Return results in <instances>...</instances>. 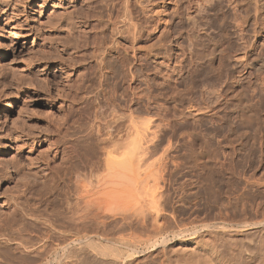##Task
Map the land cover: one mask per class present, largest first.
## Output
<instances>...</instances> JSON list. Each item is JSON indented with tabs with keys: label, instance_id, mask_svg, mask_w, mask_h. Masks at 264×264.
Wrapping results in <instances>:
<instances>
[{
	"label": "rangeland",
	"instance_id": "1",
	"mask_svg": "<svg viewBox=\"0 0 264 264\" xmlns=\"http://www.w3.org/2000/svg\"><path fill=\"white\" fill-rule=\"evenodd\" d=\"M145 1H138L140 3L138 5L137 1L133 0L135 2L134 11H140L145 6L143 8L144 11L149 9L147 10L148 12H144L145 14H143L141 9V15L135 11L137 20L144 19L140 20L139 24L143 25V33L146 35L143 34V38H140L137 43V45L143 46L142 48L139 47V58L143 57V53V59L145 60H141L144 64L137 61L138 64L136 66L140 70V76H138L139 80L137 79L138 81L134 83L127 77L123 78L126 69L120 68L123 74H121L120 70L115 71L116 66L117 69L119 68L116 65L119 64L117 61L119 62L123 58L121 50L113 49L110 52V55L113 56L110 57H114L111 60L114 64L111 62L112 65L111 63L105 64L106 67L104 65L105 58L103 57L106 55H104V51L109 47L112 48L110 44H113V42H118L120 45L125 42L129 44L125 37H117L113 32L114 21L111 16L114 2L112 0L74 1V4L78 5L76 7L79 10L81 9L79 11V16L83 15L80 17L81 21L85 25H89L91 31L97 37L99 36L96 38L98 42L96 41L97 43L94 44L90 42V45H85L84 40H81L77 35L73 36V38L68 35L69 28L66 23L67 20L71 21L70 18L72 21L74 18L76 19L75 13L70 15V13L62 12L56 17V8L57 10L62 9L59 8L60 6L55 5V9L52 11L53 2L48 0L44 6L46 14L44 13L43 16L37 14L33 17L29 13V9L35 8L36 11L38 0H19L23 6L25 5L20 17H28L26 19L27 24L24 25L27 36L18 39L15 45L17 51L21 45L25 46L22 56L15 59L12 53L8 55L10 61L14 59L10 63L7 60L10 66V76L8 77L11 85L10 91L13 90V93L18 92L15 88V83L20 79H24L28 83H24L23 90L18 95L21 98L19 101H22L21 103L16 102V98H12L14 103L12 102L13 105L7 114V119H4L6 110L0 104V117L1 120H5L4 124H0L2 128H0V131H4V133L8 131L6 135H9L8 142L10 143L9 147L4 148V151L0 154V158L3 155V160L0 159V244H2L0 245V250L2 251L5 247L6 249L9 247L6 250H9L7 252L8 257L11 255L9 253L17 255L16 253L22 254V251L27 253L29 250L28 246H25L24 250L21 248V252L17 249L15 250V242L12 241V238L16 235L14 228L17 227L21 232L29 231V233L26 232L25 234L23 232L25 236L32 233L30 237L29 235L25 237L29 240H26V245L34 243L33 239L35 237L37 239V236L39 237L38 239L41 238L40 240H42L38 241L37 239L36 241L34 239L36 241L35 244H37H34L36 251L33 257L41 255L40 258L30 260L29 263L67 264L66 262L58 261L55 255L57 251H62L61 247L65 243L63 241L64 238L59 236V229L64 230L65 227L67 229L74 223L83 225L81 220L84 215H81L85 214L86 211L81 214L80 212L83 211L82 209H87V207L84 208V205L88 196L90 199V196H93L100 188L98 182L102 181L97 182V179L100 180V177L103 179L107 173H104L107 155L105 150L108 152L105 147L109 141L111 142L110 139L117 140L119 137L124 139L125 135H128L131 131L128 128L131 124V117L137 125L139 123L138 127L141 132H144V134L149 133L148 135H151L152 132V136H149V138H153V141L150 143L157 145L160 151L154 154L157 161L161 159L159 156L163 152L162 149L170 148H168V156L170 155V157L167 156L169 163L167 162V170L164 172L165 180L163 178H160L163 180H157H159V183L163 181L160 184L158 183V187H164L160 188L161 192L164 191L167 197L178 199L177 201V199L173 198L174 204L176 203L173 207L175 208L173 209L176 212L175 214L178 213L179 215V211L183 210L186 222L190 221L189 225L192 223L202 225L222 222V224L227 223L225 225L230 226L235 225V223L240 225L243 223L245 230L234 235L239 240L238 243L249 239H259L258 236L260 238L264 237V70H259L251 64V62L257 61L258 58L264 57V0H193V3L189 4L191 5L189 9L187 0H179V2L177 0V7L175 0H154L155 2L147 0L149 3L152 2L150 5L147 4L148 2L145 3ZM184 1H186V4ZM179 5L182 6L180 7ZM11 10V6L8 5L0 14L2 24L7 18L6 14H10ZM50 10L52 13H50ZM180 10L182 11L180 12ZM87 13L91 15L89 14L88 16ZM48 15L51 16L47 18ZM144 15L146 16L144 17ZM192 15L196 17L195 21L197 19V23L195 22L194 25L192 24V21H194ZM151 16L154 18H150ZM11 18L13 22L18 19L12 15ZM75 19L73 25L75 24ZM154 20L158 21L157 24L159 25ZM145 21L147 22L146 24H144ZM149 22H151V25H149ZM154 23L157 27L156 25L154 26ZM198 23L204 26L203 29L200 25L197 26ZM153 26L154 29L156 28L155 30ZM149 27L153 32L150 29H146ZM147 30L151 33H148ZM166 30L169 32H166ZM161 31L164 32L161 33ZM159 39L162 44L167 43L163 44L164 48H160L159 44L161 41L159 42ZM22 42L24 43L22 44ZM151 44L152 47L146 48L149 45L151 46ZM153 45H155L154 50ZM157 47L160 49L156 50L155 48ZM149 50L152 52H149ZM162 50L163 52L159 53ZM192 50L193 53L190 52ZM244 50H246V54ZM166 52L170 56L166 54L164 56L163 53ZM223 53H227V55ZM242 53L249 58H245ZM180 54L181 56H179ZM234 56H239L238 58L241 61L240 59L237 61ZM83 58H85V61ZM161 58L165 62L168 61L167 64ZM30 60H34V62L31 61L32 63H30ZM179 60H182V62L180 61L181 64L178 63ZM148 63L149 66L147 67ZM46 66L47 68H45ZM83 67L87 70H83ZM139 67H142L144 71ZM110 68H113V70H110ZM118 71L121 77H119ZM56 74H63L62 78ZM12 84L14 87H12ZM104 90H106L105 92L112 91L111 93H114L112 94L114 97L113 103H116L114 106L112 104V107L116 106L115 112H111V109L108 110L111 106L109 104V106L106 105L105 101L102 99L100 101L102 91L105 93ZM13 93L11 91L10 94L18 98L16 96L17 93ZM22 97L25 100H22ZM140 98L141 100H138ZM143 99L145 100L143 101ZM118 105L119 107H117ZM201 106L204 108L202 112H197L194 109L197 107L202 109ZM110 129L114 131L112 132ZM155 129L157 131L156 134ZM109 133L112 135L110 136ZM123 139L117 141H128L127 138ZM203 140L207 141L204 142ZM102 143L105 144L102 145ZM112 143H108L107 148L114 145L117 146V143ZM190 149L194 151L193 154L189 153V151L192 152ZM194 154H197V157L202 159H198ZM155 157H152L154 159L151 158L149 161L153 160L152 162H156ZM103 158L104 162L102 161ZM103 164L104 168L102 167ZM96 177L98 178L96 179ZM153 179L155 180V178ZM149 181H152L151 178H149ZM165 181L166 185H162ZM154 183V181L153 183L151 182V185ZM81 185L85 186L87 191L83 190ZM88 188L90 190L92 188L93 193L92 191L89 192ZM81 190L86 192L79 194ZM164 192L163 195L165 194ZM85 197H87L86 200H84ZM76 201L77 203H75ZM80 203L82 204L80 205ZM77 204L80 206L78 207ZM176 205L177 207H175ZM82 206L83 208L81 209ZM77 207L81 211L77 210ZM178 209L179 211H177ZM32 212L35 214L33 215ZM77 212L80 217H77ZM5 222L6 224H4ZM31 222L33 223L31 224ZM87 222L89 224L91 221ZM18 223L25 227L18 226ZM9 224L12 226H9ZM10 227L13 228L14 231L12 228L11 231L15 232V235L9 231ZM22 227L23 229H21ZM87 227H82V229L87 230L82 231L81 229L80 236H91L103 240V238L108 236L124 238L128 234V232L125 231L126 234L123 231V233L117 227H112L111 225L99 227L97 230L95 229L96 226L91 228V225L89 229ZM1 229L3 234L7 231L5 232L6 234L8 233L10 236L13 234V236L10 238L6 234V236L3 235ZM70 230H67L68 234L70 232L74 234L72 231L76 232V229ZM249 230L250 232H248ZM247 232L248 234H246ZM206 233L207 231L203 233L202 239L208 235V238L210 237V234ZM47 234L49 237L46 236ZM41 235L43 239L40 237ZM239 237L244 240L242 239V241ZM30 238H32V242H30ZM235 238L234 240L237 242L238 240ZM38 243L40 244L39 246L42 245L40 250L37 248ZM40 251L42 253L39 254ZM2 252L0 255L6 254L4 250ZM3 256L5 255H2L1 258ZM11 256L16 259L20 255L18 257ZM5 257L0 260V263L5 262Z\"/></svg>",
	"mask_w": 264,
	"mask_h": 264
},
{
	"label": "bare ground",
	"instance_id": "2",
	"mask_svg": "<svg viewBox=\"0 0 264 264\" xmlns=\"http://www.w3.org/2000/svg\"><path fill=\"white\" fill-rule=\"evenodd\" d=\"M74 1L75 0H52L53 4H52V11H54L55 9V5H57L59 8H61L62 10H55V15L56 17L60 15V13L62 12H65V13H70V15H73L75 13L76 15V19H75V24L73 25V22H74V19L72 21V19L70 18L71 21L67 20V23L66 25L68 26L69 28V32H68V35H71L70 37L73 38V36H78L81 40L83 39L85 45L89 44L90 42L92 44L94 43H97L98 38L97 35H95V33L93 31H91V27L89 28V25H85L80 19V17L82 16H79L80 15V10L78 9V5H75L74 4ZM114 3H113V13H112V19L114 21V34L117 36V37H125L128 41L129 44H126V42L124 44H118L113 42V44H110L112 45V48L109 47L108 49H106L104 51V65H108L110 64L112 61V59L114 58H111L110 56H113V55H110L111 51L113 49H119L121 50V52L123 53V58L120 60L119 62L117 61V63L119 64H116L118 65V69H117V66H116V70H120V68L122 67V69H126V72L125 74H123L121 72V74H123V78L127 77L131 82H134L135 81H138V76L139 75V69L137 68V61L138 62H143L141 61L143 58H144V55L142 53V56L141 58H139V55H138V52L140 51L139 50V47H141L140 44L137 45L138 41L140 40V38H143L142 35L145 34L143 33V25L141 26V24H139V21L141 20H144V19H138L136 18V15H135V7H134V3L133 0H112ZM137 1L136 3H138V5L140 4L139 2H141V0H135ZM139 1V2H138ZM154 1V0H153ZM157 1V0H155ZM154 1V2H155ZM183 1V0H182ZM193 0H187V5H188V9H189V6L191 7V5H189ZM199 1V0H198ZM261 1V0H260ZM21 2V1H20ZM19 0H0V14L2 13V11H4L5 8H7L8 5L11 6L12 10H11V13L9 14H6L7 15V18L3 21V24H2V21H0V104H2V108L4 107V109L6 110L5 113H4V119H7V114L10 112L11 108H12V105L14 103V101H12V98H16V102L18 103H21L19 102L21 100L20 96H18L20 94V92L23 90V86H24V83L26 82L24 79H20L17 83H15V88L17 89V91L19 92H15L17 93L16 96L17 97H13L10 93L12 91L13 93V90L10 91V83H9V76H10V66H9V63L12 62L10 61V57H8L9 53H12L14 55V58L18 59L19 56H22L21 54L24 53L25 51V46L24 45H21L20 46V49H18V51L16 50V44H17V40L18 39H21V38H25L27 36V32L25 31L24 29V25L27 24V18H22V17H25V16H21V14L23 13V10H24V6L22 3H20ZM38 8H36V11H35V8H30L29 9V13L31 14V16L34 17V15H37L39 14L40 16H43V14L45 13L46 14V10H44V6L46 5V2H48V0H38ZM148 2L147 0L145 1V3ZM179 2V0H178ZM177 0H175V4L178 3ZM185 4H186V1H184ZM259 2V1H258ZM144 3V4H145ZM152 3V2H150ZM150 3L148 2L147 4L150 5ZM193 3V2H192ZM195 3H197V1H195ZM257 3V2H256ZM91 4V3H90ZM145 4V5H147ZM258 4V3H257ZM143 5V3H142ZM196 5V4H194ZM136 6V5H135ZM148 6V5H147ZM178 5L176 4V7ZM180 6V5H179ZM182 6V5H181ZM180 6V7H181ZM185 6V5H184ZM91 7V6H90ZM112 7V6H111ZM134 7V9H133ZM143 7V6H142ZM146 7V6H145ZM143 7V8H145ZM174 7V5H173ZM81 8V7H80ZM139 8V6H138ZM137 8V9H138ZM141 8V6H140ZM143 8H141L143 10ZM175 8V7H174ZM183 8V7H182ZM186 8V7H185ZM195 8V6H194ZM141 9L140 11H137V12H141ZM176 9V8H175ZM179 9V8H178ZM184 9V8H183ZM193 9V8H192ZM27 10V9H26ZM93 10V9H92ZM149 9H146L145 11H147ZM185 10V9H184ZM183 10V11H184ZM187 10V8H186ZM191 10V9H190ZM51 11V10H50ZM52 11L50 13H52ZM144 10L142 11L143 14H145ZM177 11V10H175ZM175 11H174V14H175ZM182 10H180L181 12ZM194 11V10H193ZM26 12V11H25ZM148 12V11H147ZM157 12V11H156ZM155 12V13H156ZM168 12V11H167ZM171 12V11H170ZM28 13V14H29ZM77 13V14H76ZM173 13V12H172ZM179 13V12H178ZM191 13V12H190ZM189 13V14H190ZM257 13V12H256ZM27 14V13H25ZM59 14V15H58ZM88 14V13H87ZM86 14V15H87ZM90 14V13H89ZM88 14V16H89ZM142 13H140L141 15ZM154 14V12H153ZM157 14V13H156ZM177 14V12H176ZM11 15L12 16H15L17 17L18 19L16 21H11ZM91 15V14H90ZM138 15V14H137ZM139 15V16H140ZM149 15V14H148ZM147 15V16H148ZM182 15V14H181ZM51 15H48V17H50ZM53 16V15H52ZM139 16H137L139 18ZM146 15H144L145 17ZM171 16V15H170ZM188 16V14H187ZM32 17V18H33ZM61 17V16H60ZM72 17V16H71ZM97 17V16H96ZM143 17V16H142ZM141 17V18H142ZM143 17V18H144ZM5 18V16H4ZM11 18V19H10ZM149 18V17H148ZM152 18V16L150 17ZM154 18V17H153ZM152 18V19H153ZM163 18V17H162ZM189 19H194V21H192L193 25L195 24V18L196 17H193L192 15V18L191 17H188ZM16 19V18H15ZM30 19V18H29ZM53 19V18H52ZM69 19V18H68ZM147 19V18H146ZM159 19V17H158ZM156 19V20H158ZM3 20V19H2ZM59 20V18H58ZM57 20V21H58ZM150 20V19H149ZM148 20V21H149ZM62 21V19H61ZM112 21V22H113ZM140 21V22H141ZM147 21V20H146ZM145 21L144 24H146L147 22ZM155 21V20H154ZM160 21V19H159ZM166 21V20H165ZM53 22V21H52ZM56 23V21H54ZM153 22V21H152ZM156 24L158 23V21H155ZM60 23V22H59ZM78 25H77V24ZM79 23H82V24H79ZM143 23V22H142ZM151 22H149V25ZM170 23V22H169ZM172 23V22H171ZM197 23V22H196ZM57 24V23H56ZM153 24V23H152ZM154 23V26L156 25ZM201 24V23H200ZM198 23L197 26L200 25ZM65 25V26H66ZM112 25V24H111ZM159 25V24H157ZM156 25V27H157ZM169 25V24H168ZM167 25V26H168ZM147 26V25H146ZM145 26V27H146ZM154 26H153V29H154ZM162 26V25H161ZM195 25V27H197ZM203 29L204 26L200 25ZM27 27V26H26ZM152 27V26H150ZM146 28V29H150L151 28ZM171 27V26H170ZM178 27V26H177ZM194 27V26H193ZM194 27V28H195ZM66 29H68L67 27H65ZM97 28V27H95ZM169 28V26H168ZM167 28V30H169ZM210 28V27H209ZM156 29V28H155ZM154 29V30H155ZM200 29V28H199ZM207 29V28H206ZM31 30V29H30ZM93 30V29H92ZM147 30V31H148ZM164 30V29H162ZM166 32H169L167 31ZM192 30V28H191ZM190 30V31H191ZM196 30V28H195ZM198 30V29H197ZM96 31V30H94ZM146 31V32H147ZM165 31V30H164ZM163 31V32H164ZM194 31V30H192ZM97 32V31H96ZM151 32H153V30H151ZM150 31H148V33H151ZM161 31V33H163ZM160 33V34H161ZM195 33V31H194ZM197 33V31H196ZM207 33V31H206ZM204 33V34H206ZM97 34V33H96ZM165 34V33H164ZM146 35V34H145ZM149 35V34H147ZM166 35V34H165ZM67 36V35H66ZM78 38V39H79ZM116 38V37H115ZM113 39V38H112ZM164 40V38H162ZM30 40V39H29ZM117 40V39H116ZM32 41V40H31ZM34 41V39H33ZM97 41V42H96ZM161 40L159 39V42ZM166 41V39H165ZM24 42H22L23 44ZM112 43V42H111ZM33 44V42H32ZM31 44V45H32ZM91 44V45H92ZM162 41L161 43L159 44L160 45V48H164L163 44H167V43H163L162 46ZM90 45V44H89ZM109 45V44H108ZM156 45V44H155ZM153 45V50H154V46ZM191 45V44H190ZM107 46V45H106ZM218 46V45H217ZM143 47V46H142ZM141 47V48H142ZM149 47H152V44L151 46H147L146 48H149ZM167 47V46H166ZM30 48V47H29ZM159 47L155 48L156 50H158ZM159 48V49H160ZM222 49V48H221ZM244 49V48H243ZM87 50V48H86ZM97 50V49H96ZM165 50V49H164ZM220 50V48H219ZM223 50V49H222ZM221 50V52H222ZM88 51V50H87ZM185 51V50H184ZM215 51V50H214ZM224 51H225V48H224ZM223 51V52H224ZM227 51V50H226ZM245 51V54H246V50ZM86 52V51H85ZM116 52V50H115ZM146 52V51H144ZM149 52H152L149 50ZM157 52V51H156ZM163 52L160 51L159 53ZM169 52V51H168ZM193 53V50L190 51ZM230 52V51H229ZM140 53V52H139ZM155 53V52H154ZM157 53V54H159ZM185 53V52H184ZM228 53V51H227ZM227 53H223L224 55H227ZM244 53V52H243ZM242 53V55H243ZM79 54V53H78ZM87 54V53H86ZM121 54V53H120ZM119 54V55H120ZM125 54V55H124ZM164 56L166 53H163ZM179 54V53H177ZM176 54V55H177ZM248 54V53H247ZM146 55V54H145ZM151 55V54H149ZM154 55V54H153ZM161 55V54H160ZM183 55V54H182ZM141 56V54H140ZM157 56V55H156ZM163 56V55H162ZM163 56V57H164ZM170 56V55H168ZM181 56V54L179 55ZM194 56V55H193ZM229 56V55H228ZM240 56V55H239ZM238 56V57H239ZM244 56V55H243ZM246 56V55H245ZM244 56V57H245ZM71 57V56H70ZM122 57V56H121ZM162 57V58H163ZM183 57V56H182ZM192 57V56H191ZM236 57V56H234ZM236 57V60L239 61V59L241 58H238ZM35 58V57H34ZM119 58V57H118ZM149 58V56H148ZM161 58V59H162ZM247 58V57H245ZM249 58V57H248ZM247 58V59H248ZM84 61H85V58H83ZM116 59V58H115ZM114 59V60H115ZM165 59V58H164ZM167 59H169L167 57ZM178 59V58H177ZM181 59V58H179ZM185 59V58H183ZM182 59V60H183ZM190 59V58H189ZM7 60H9L7 62ZM113 60V61H114ZM117 60V59H116ZM140 60V61H139ZM145 60V59H143ZM163 60V59H162ZM182 60H179L178 63H180V61L182 62ZM191 60H193L191 58ZM250 60V59H249ZM32 60H30V63L34 62V60L31 62ZM149 61V60H147ZM164 61V60H163ZM184 61V60H183ZM233 61V60H232ZM235 61V60H234ZM236 61V62H237ZM241 61V59H240ZM243 61V60H242ZM247 61V60H246ZM116 62V61H115ZM165 62V61H164ZM168 61H166L165 63L167 64ZM248 62V61H247ZM251 62V61H250ZM103 63V62H102ZM113 63V62H112ZM111 63V65H112ZM146 63V62H145ZM186 63V62H185ZM234 63V62H233ZM241 63V62H239ZM238 63V65H239ZM114 64V63H113ZM144 64V62L142 63ZM236 64V63H235ZM249 64V63H248ZM251 64H253V66H256L259 70H264V57H260L257 59V61L255 62H251ZM11 65V64H10ZM37 65V64H35ZM103 65V66H104ZM105 65V67H106ZM141 65V64H140ZM38 66V65H37ZM43 66V65H42ZM143 66V65H141ZM149 66V63L147 65V67ZM178 66V65H177ZM176 66V67H177ZM181 66V65H180ZM86 67V66H85ZM111 67V66H109ZM146 67V66H144ZM175 67V68H176ZM47 68V66L45 67ZM62 68V67H61ZM87 68V67H86ZM108 68V66H107ZM115 68V67H114ZM140 68V67H139ZM173 68V67H172ZM214 68V67H213ZM63 69V68H62ZM61 69V70H62ZM85 68L83 67V70ZM113 70V68H110V70ZM142 69V67L140 68ZM148 69V68H146ZM145 69V70H146ZM160 69V68H159ZM64 70V69H63ZM87 69H85L86 71ZM175 70V69H174ZM182 70V69H181ZM215 70V68H214ZM220 70V68H219ZM81 71V70H80ZM125 71V70H124ZM123 71V72H124ZM142 71H144V69H142ZM141 71V72H142ZM151 71V70H150ZM158 71V69H157ZM191 71V70H190ZM218 71V70H217ZM120 72L118 71L117 73L120 74ZM140 72V74H141ZM180 72V71H179ZM220 72V71H219ZM218 72V73H219ZM63 73V72H62ZM111 73V72H110ZM144 73V72H143ZM151 73V72H150ZM164 73V72H163ZM167 73V72H166ZM84 74V73H83ZM108 74V73H107ZM121 74L119 77H121ZM58 75V74H56ZM62 75L63 74H60L58 75L59 77L62 78ZM168 75V74H167ZM105 76V75H104ZM103 76V77H104ZM145 76V75H144ZM170 76V75H169ZM192 76V75H191ZM225 76V75H224ZM106 77V76H105ZM143 77V76H142ZM107 78V77H106ZM190 78V77H189ZM193 78V77H192ZM119 79V78H118ZM138 79V80H137ZM107 80V79H106ZM124 80V79H123ZM225 80V79H224ZM108 81V80H107ZM115 81V80H114ZM128 81V80H127ZM112 82V81H111ZM122 82V81H120ZM194 82V81H192ZM9 83V84H8ZM28 83V82H26ZM25 83V84H26ZM129 83V82H128ZM57 84V82H56ZM126 84V83H125ZM193 84V83H191ZM13 85V84H12ZM57 86V85H56ZM79 86V85H78ZM110 86V85H109ZM14 87V85L12 86ZM41 87V86H39ZM81 87V86H80ZM137 87V86H136ZM145 87V86H144ZM135 88V87H134ZM132 88V89H134ZM139 88V87H138ZM39 90V89H38ZM107 90V89H106ZM104 90V92L106 91ZM113 90V89H112ZM126 90V89H125ZM135 90V89H134ZM15 91V90H14ZM100 91V90H99ZM176 91V90H174ZM24 92V91H23ZM112 92V91H111ZM111 92H105L101 93V97H100V101L101 99L103 101H105L106 105H110L111 108H108L111 109V112H115L116 109L115 107H112V104L114 106V104L116 103H113L114 102V97L112 94L114 93H111ZM137 92V91H135ZM145 92V91H143ZM13 93V94H15ZM111 93V94H109ZM134 93V92H133ZM142 93V92H141ZM27 95V94H26ZM119 95V94H118ZM122 95V94H121ZM143 95V94H142ZM150 95V94H149ZM195 95V94H194ZM116 96V95H114ZM131 96V95H130ZM135 96V95H134ZM146 96V95H145ZM197 96V95H196ZM25 97V96H24ZM117 97V96H116ZM122 97V96H121ZM127 97V96H126ZM141 97V96H139ZM149 97V96H148ZM97 98V97H96ZM118 98V97H117ZM120 98V97H119ZM142 98H144V96H142ZM128 99V98H127ZM133 99V98H132ZM150 99V98H149ZM153 99V98H152ZM22 100H25L23 99L22 97ZM122 100V99H121ZM120 100V101H121ZM138 100H141L138 99ZM145 99H143L144 101ZM154 100V99H153ZM182 100V99H181ZM119 101V102H120ZM142 101V102H143ZM13 102V103H12ZM118 102V101H117ZM182 102V101H181ZM103 103V102H102ZM147 103V102H146ZM104 104V103H103ZM102 104V105H103ZM108 105V106H109ZM122 105H126V104H122ZM142 105V104H141ZM149 106V105H148ZM196 106V105H195ZM198 106V105H197ZM119 107V105L117 106ZM202 107V106H201ZM142 108V107H141ZM153 108V107H152ZM186 108V107H185ZM207 108V107H206ZM103 109V108H102ZM107 109V108H106ZM120 109V108H118ZM122 109V108H121ZM147 109V108H146ZM145 109V110H146ZM197 110V112H202V110L204 109L202 107L199 108H194ZM134 111V109H132ZM150 110V109H149ZM195 110V111H196ZM141 111V110H140ZM110 112V111H108ZM110 112V114H111ZM139 112V111H138ZM146 112V111H145ZM101 113V112H100ZM108 114V113H107ZM182 114V112H181ZM194 114V113H193ZM122 115V114H120ZM104 116V115H103ZM128 116V115H127ZM134 116V115H133ZM123 117V116H122ZM139 117V116H137ZM185 117V116H184ZM116 118V117H115ZM118 118V117H117ZM116 118V119H117ZM14 119V118H13ZM119 119V118H118ZM131 124H130V128L129 129V133L128 135L131 137H129L128 135H125L126 137L123 139L122 137H117L116 139L119 140V139H123L125 140L126 138L130 139V141L128 142H125V141H117L115 139H110L111 142L113 143H117V146L114 145L110 148H107V145L108 143L110 144L111 142L107 141V145H106V149H108V152H106L107 150H105V153H107L106 155V161L104 160L103 158V162L105 161L106 164L104 166V164L102 165V167L104 168L106 175L104 176V178L102 179L101 177L99 178L100 180H98L97 178L99 177H96L97 179V182L98 181H102V182H98L97 184L99 185V189L97 190L96 193L93 194V196L91 197L90 196V199H89V196H88V199L87 197H85L84 200H86V203L85 202V205H84V208L87 207V209H82L83 206L81 207V210L78 209V207L82 204L80 203L77 204L78 207H77V210L81 211V213H83L84 211H86L85 214H82L81 216H83V219L81 217V222H82V226L81 224L78 225V223H74L71 227L65 229L64 227H61V228H64V230H60L59 229V232H60V235L59 236H62V238H64V246L61 247L62 248V251L61 252H56V257L58 258V261L60 262H63V263H70V264H264V237H259V239H249L248 241H243L244 239L243 238H240L243 242L241 243H238L239 240L235 238V234H238L240 233L241 231L245 230V225H243V223L240 225L238 223H235V225H225V224H222L221 223H215V224H202V225H195V224H191L189 225L188 223L190 222H186V218L184 217L183 214H185L184 212H182L183 210H180L179 209L177 211H179V215L178 213L175 214L176 212L173 211V208L174 205V200L173 198L176 200L177 198L175 197H170L169 194L167 197V194L166 196L163 195V192H161L160 188L162 186H159L158 187V181L157 179H160V178H165L164 177V172L166 169V165H167V159L169 160V158H167L168 154H169V147H162L164 149H162V154L161 156V159H159V161H157L156 157L154 154L156 153H159V147H157V145H153L152 143H150L151 141H153L152 139L149 138V136H152V132H151V135H148V134H144V132H141L139 130V123L138 125L135 123V120L131 117ZM137 119V118H136ZM113 120V119H112ZM112 120H108V121H112ZM123 120V119H122ZM126 120V118H125ZM128 120V119H127ZM150 120V119H149ZM140 121V120H138ZM137 121V122H138ZM151 121V120H150ZM5 120L3 121V119L1 120V117H0V124H4ZM14 122V121H13ZM120 122V121H119ZM124 122V121H123ZM107 123V121H106ZM115 123V122H113ZM144 123V122H143ZM109 124V123H108ZM114 126V125H113ZM118 126V124H117ZM153 126V125H152ZM105 127V126H104ZM141 127V126H140ZM154 127V126H153ZM152 127V128H153ZM1 128V126H0ZM7 128V127H6ZM143 128V127H142ZM2 129V128H1ZM106 129V128H105ZM145 129V128H144ZM5 130V129H4ZM108 130V129H107ZM112 131V129H110ZM109 130V131H110ZM128 130V129H127ZM146 130V129H145ZM114 131V130H113ZM112 131V132H113ZM8 132V131H7ZM4 133V131H0V154L1 152H3L4 148H7L9 147V135H6V133ZM156 129H155V134H156ZM201 133V132H200ZM8 134V133H7ZM106 134V133H105ZM108 134V133H107ZM104 135V134H103ZM109 135L111 136L112 134L109 133ZM120 135V134H119ZM148 135V136H147ZM158 135V134H157ZM156 135V136H157ZM195 135V134H194ZM204 135V134H203ZM118 136V135H117ZM154 136V135H153ZM116 137V135H115ZM129 137V138H128ZM158 137V136H157ZM161 137V136H160ZM167 137V136H166ZM191 137V136H190ZM216 137V136H215ZM227 137V136H226ZM107 138V137H106ZM109 138V137H108ZM193 138V137H192ZM206 138V137H205ZM221 139V137H219ZM154 139H155V136H154ZM117 142H115V141ZM169 140V139H168ZM167 140V141H168ZM192 140V139H190ZM204 141V140H203ZM207 141V140H206ZM204 141V142H206ZM157 142V141H156ZM189 142V141H188ZM187 142V143H188ZM106 143V142H105ZM105 143H102L105 144ZM112 143V144H113ZM120 143V144H119ZM184 143V142H183ZM192 143V142H191ZM165 145H166V142H165ZM164 145V146H165ZM193 145V144H192ZM101 146V145H100ZM110 146V145H109ZM160 146V145H158ZM172 146V145H171ZM185 147V146H184ZM189 147V146H188ZM112 148V149H111ZM161 148V147H160ZM169 148V149H168ZM179 148V147H178ZM110 149V150H109ZM98 150V149H97ZM161 150V149H160ZM189 150V149H188ZM191 150V149H190ZM6 151V150H5ZM65 151V150H64ZM192 151V150H191ZM81 152V151H80ZM104 153V152H103ZM104 153V154H105ZM190 154H193L194 151L190 152ZM72 154V153H71ZM99 154V153H98ZM199 154V153H197ZM197 154H194L196 157L198 156ZM201 154V153H200ZM199 154V155H200ZM75 155V154H74ZM154 155V156H153ZM179 155V154H178ZM68 156V155H67ZM102 156V157H103ZM175 156V155H174ZM194 156V160L196 159ZM202 156V155H201ZM98 157V156H97ZM152 157H155L156 159V162H152L153 160L149 161ZM170 157V155L168 156ZM193 157V155H192ZM176 158V156H175ZM178 158V157H177ZM198 159H202V158H199L197 157ZM3 160V155H2V158H0ZM69 159V158H68ZM154 159V158H152ZM174 159V158H172ZM1 160V161H2ZM101 160V158H100ZM63 161V160H62ZM61 161V162H62ZM89 161V160H88ZM173 161V160H172ZM3 162V161H2ZM102 162V163H103ZM65 163V162H63ZM169 163V162H168ZM177 163V162H176ZM1 164V163H0ZM98 164V163H96ZM173 164V163H172ZM62 165V164H61ZM69 165V164H68ZM99 165V164H98ZM178 165V163H177ZM75 166V165H74ZM93 166V165H92ZM155 166V167H154ZM77 167V166H76ZM86 167V166H85ZM84 167V168H85ZM154 167V169H153ZM177 167V166H176ZM19 169V168H18ZM78 169V168H77ZM107 169V170H106ZM177 169V168H175ZM21 170V169H19ZM67 170V169H66ZM100 170V169H99ZM103 170V171H104ZM85 171V170H84ZM175 172V171H174ZM78 174V172H76ZM85 173V172H84ZM95 173V172H94ZM102 174V173H101ZM100 174V176H102ZM168 174V173H167ZM24 175V174H23ZM71 175V174H70ZM79 175V174H78ZM87 176V174H85ZM104 175V174H103ZM157 177H156V176ZM176 175V174H175ZM65 176V175H64ZM80 176V175H79ZM78 176V177H79ZM173 176V175H171ZM75 177V176H74ZM103 177V176H102ZM155 178V180L153 178ZM77 178V176H76ZM75 178V179H76ZM149 178H151V182L153 183V181L155 182L154 184L151 185V182L149 181ZM171 178V177H170ZM66 179V178H65ZM79 179V178H77ZM102 179V180H101ZM163 179H160V180H163ZM172 179V178H171ZM1 180V179H0ZM80 180V179H79ZM165 180V179H164ZM169 180V178H168ZM84 181V179H83ZM78 182V181H76ZM163 181H161L160 183H162ZM100 183H101V186H100ZM159 183V184H160ZM166 183V181L162 184L164 185ZM77 184V183H76ZM168 184V183H167ZM78 185V184H77ZM83 185V184H82ZM81 185V186H82ZM85 185V184H84ZM88 185V184H87ZM97 185V187H98ZM166 185V184H165ZM80 186V185H78ZM74 187V186H73ZM83 187V186H82ZM93 187V186H92ZM97 187H94V188H97ZM79 188V187H78ZM164 188V187H162ZM80 189V188H79ZM78 189V190H79ZM86 190L87 189L85 188V186L83 187V190ZM89 189V188H88ZM83 190H81V193L79 192V194H82V193H85L86 191L82 192ZM69 191V190H68ZM77 191V190H76ZM92 191L93 193V189L91 188V190L89 189V192ZM74 192V191H73ZM23 194V193H22ZM78 194V193H77ZM91 194V193H90ZM87 195V193H86ZM178 195V194H177ZM183 195V194H182ZM185 196V195H184ZM70 198V197H69ZM181 199V198H180ZM83 200V201H84ZM183 200V199H182ZM178 201V199H177ZM175 201V202H177ZM20 202V201H18ZM69 202V201H68ZM72 203V202H71ZM70 203V204H71ZM77 203V201L75 202ZM84 203V202H83ZM188 203V202H187ZM88 204V206H87ZM34 205V204H33ZM68 205V204H67ZM184 205V204H183ZM18 206V205H16ZM25 206V205H24ZM177 207V205L175 206ZM70 209V208H69ZM177 209V208H176ZM16 210V209H15ZM172 210V211H171ZM186 210V208H185ZM184 210V211H185ZM1 211V210H0ZM176 211V210H175ZM187 211V210H186ZM6 212V211H5ZM36 212V211H35ZM60 212V211H59ZM11 213V212H10ZM30 213V212H29ZM78 213V212H77ZM75 213V214H77ZM14 214V213H12ZM11 214V216H12ZM18 214V213H17ZM21 214V213H20ZM33 214V212H32ZM35 214V213H34ZM33 214V215H34ZM51 214V213H50ZM71 214V213H70ZM74 214V215H75ZM187 214V213H186ZM54 215V214H53ZM73 215V216H74ZM79 213L77 214V217H80L78 216ZM18 217V216H17ZM54 217V216H53ZM75 218H77L76 216H74ZM22 218V217H21ZM65 218V217H64ZM70 218V217H69ZM7 219V218H6ZM17 219V218H16ZM35 219V218H34ZM68 219V218H67ZM74 219V218H73ZM72 219V221H73ZM79 219V218H78ZM191 219V218H190ZM25 220V218H24ZM77 220V219H76ZM75 220V221H76ZM3 221V220H2ZM15 221V220H14ZM32 221V220H31ZM74 221V222H75ZM80 221V220H79ZM87 221H91V224L89 227H87L89 224ZM194 221V219H193ZM223 221V220H222ZM7 222V220H6ZM6 222L4 224H6ZM17 222V221H16ZM78 222V221H77ZM225 222V220H224ZM33 222H31L32 224ZM37 223V222H36ZM57 223V222H56ZM203 223V222H202ZM208 223V222H206ZM232 223V222H231ZM258 223V222H257ZM263 223V222H262ZM261 223V224H262ZM35 224V223H34ZM64 224V223H63ZM198 224V223H197ZM11 224H9L10 226ZM14 225V224H13ZM16 225V223H15ZM29 225V224H28ZM27 225V226H28ZM62 225V224H61ZM67 225V224H65ZM70 225V223H69ZM92 225V227H91ZM107 225H111L112 227H117L120 231H126L128 232V234L126 235L127 237H124V238H114V237H105L103 238V240L101 239H96L94 237H91V236H80V230L82 229V227H87L88 229L91 227L93 228V226H96V230L97 228L99 227H106ZM254 225V224H253ZM257 225V224H255ZM263 225V224H262ZM8 226V224H7ZM12 226V225H11ZM17 226V225H16ZM18 226H24V225H19L18 223ZM58 226V225H57ZM63 226V225H62ZM249 226V225H248ZM2 227V226H1ZM4 227V226H3ZM14 227V226H13ZM25 227V226H24ZM11 228L10 227V230L11 231ZM17 227L14 228L15 232H16V235H15V232L12 233L15 235L13 238H12V241H14V245H15V250H19V252H21L22 250H24V247L25 246H28L29 250L27 253H25V251L23 252L22 251V254L21 253H15V254H12V253H9L11 255H14L15 257H19L16 258V259H13L10 255V257H8V254L7 252L9 251H6L7 249H9V247L6 249H3L6 253V254H1L0 255V260H2L3 257H5L7 255V257H5V262L3 260L4 263L2 264H31V262L29 263L30 260H34V259H38V257L40 258V253H42L41 251L39 252V256L37 255V253H35L37 255V257H33L34 255V252L36 251V244L35 242L37 241V239L39 238L37 236V239H33V242L34 243H30V245H26V242L29 241L27 240V238H25L27 235H29V237L31 236V234H27L26 236L23 235V232H21V230H18V228L16 229ZM59 228V227H58ZM262 228V227H261ZM23 229V227L21 228ZM25 229V228H24ZM70 229H76V232L75 231H72L74 232L73 233H67V230H70ZM107 229V228H106ZM13 230V228H12ZM13 230V231H14ZM17 230V231H16ZM26 230V229H25ZM29 230V228H28ZM44 230V229H43ZM48 230V229H47ZM84 229H82L83 231ZM87 230V229H85ZM84 230V231H85ZM101 230V229H100ZM104 230V229H103ZM108 230V229H107ZM106 230V231H107ZM253 230V229H252ZM261 230V229H260ZM53 231V230H52ZM71 231V230H70ZM89 231V230H88ZM109 231V230H108ZM207 231L206 234H210V237L208 238V236H206V238L202 239V235L203 233ZM1 232L3 234V231L1 229ZM7 232V231H5ZM4 232L3 235H5L6 233ZM11 232H9V234H11ZM27 233H29V231H26ZM24 232V234L26 233ZM32 232V231H30ZM41 232V231H40ZM54 232V231H53ZM100 232V231H99ZM105 232V231H103ZM123 232V233H124ZM250 232V230L248 231ZM248 232L246 234H248ZM256 232V231H255ZM260 232V231H259ZM264 232V231H263ZM38 233V232H37ZM37 233H34V234H37ZM51 233V232H50ZM106 233V232H105ZM242 233V232H241ZM13 234H11V236H13ZM40 234V233H39ZM59 234V233H58ZM263 234V233H262ZM8 235V233L6 234ZM5 235V236H6ZM55 235V234H54ZM107 235V234H106ZM105 235V236H106ZM110 235V234H109ZM234 237H233V236ZM259 235V234H258ZM264 235V234H263ZM261 235V236H263ZM0 236H1V233H0ZM10 236V235H8ZM7 236V237H8ZM10 236V238H11ZM33 236V235H32ZM45 236V235H44ZM48 236V234L46 235ZM53 236V235H52ZM202 236V237H201ZM252 236V235H251ZM254 236V235H253ZM3 237V236H2ZM5 237V238H7ZM28 237V239H29ZM42 237V235L40 236ZM49 237V236H48ZM201 237V238H200ZM230 237V238H228ZM248 237V236H247ZM9 238V237H8ZM9 238V239H10ZM57 238V237H56ZM61 238V237H59ZM234 238L236 240H238L237 242H235ZM4 239V238H3ZM8 239V240H9ZM30 242H32V238H30ZM41 239V238H40ZM38 239V241H42ZM43 239V237H42ZM53 239V238H52ZM2 240V239H1ZM5 240V239H4ZM11 240V239H10ZM27 240V241H26ZM11 241V242H12ZM51 241V240H50ZM6 242V241H5ZM55 242V241H54ZM40 243V242H39ZM38 243V246L37 248H39L40 250V247L42 246H39L40 244ZM29 244V243H28ZM35 244V245H34ZM45 244V243H43ZM47 244V243H46ZM2 245V244H0ZM5 246V245H4ZM7 246V245H6ZM51 246V245H49ZM1 247V246H0ZM45 247V246H44ZM2 248H4L2 246ZM23 248L21 251L20 249ZM26 248V247H25ZM27 248V249H28ZM1 249V248H0ZM44 249V248H42ZM2 250V251H3ZM38 250V251H39ZM1 251V250H0ZM1 251V252H2ZM11 251V249H10ZM14 251V250H12ZM27 251V250H26ZM37 251V252H38ZM44 251V250H43ZM0 252V253H1ZM3 253V252H2ZM19 254V255H18ZM44 254V253H43ZM2 255H5L1 258ZM35 256V255H34ZM14 257V258H15ZM33 258V259H32ZM53 258V257H52ZM4 259V258H3ZM42 259V258H41ZM40 259V260H41ZM56 260V259H55ZM36 261V260H35ZM34 262V261H32ZM40 262V261H39ZM0 263V264H1ZM36 264V263H35Z\"/></svg>",
	"mask_w": 264,
	"mask_h": 264
}]
</instances>
